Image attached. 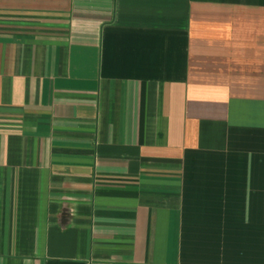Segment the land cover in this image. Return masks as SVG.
Here are the masks:
<instances>
[{
    "label": "crops",
    "instance_id": "obj_1",
    "mask_svg": "<svg viewBox=\"0 0 264 264\" xmlns=\"http://www.w3.org/2000/svg\"><path fill=\"white\" fill-rule=\"evenodd\" d=\"M0 264H264V0H0Z\"/></svg>",
    "mask_w": 264,
    "mask_h": 264
}]
</instances>
